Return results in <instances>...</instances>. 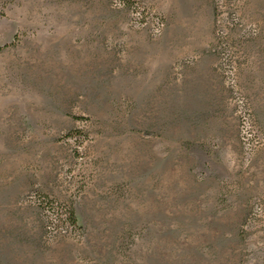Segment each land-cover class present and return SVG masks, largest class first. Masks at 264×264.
I'll return each mask as SVG.
<instances>
[{
  "label": "rangeland",
  "instance_id": "374dc122",
  "mask_svg": "<svg viewBox=\"0 0 264 264\" xmlns=\"http://www.w3.org/2000/svg\"><path fill=\"white\" fill-rule=\"evenodd\" d=\"M0 264H264V0H0Z\"/></svg>",
  "mask_w": 264,
  "mask_h": 264
},
{
  "label": "trees",
  "instance_id": "16d2710c",
  "mask_svg": "<svg viewBox=\"0 0 264 264\" xmlns=\"http://www.w3.org/2000/svg\"><path fill=\"white\" fill-rule=\"evenodd\" d=\"M69 216H70L71 224L73 226H75L77 224V220H76L75 213H74L73 209H70Z\"/></svg>",
  "mask_w": 264,
  "mask_h": 264
}]
</instances>
